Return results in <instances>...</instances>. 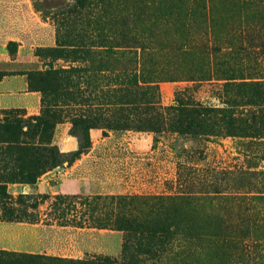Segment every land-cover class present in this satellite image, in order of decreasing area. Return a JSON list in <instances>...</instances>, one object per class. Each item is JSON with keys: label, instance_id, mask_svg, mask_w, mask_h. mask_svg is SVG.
Masks as SVG:
<instances>
[{"label": "rangeland", "instance_id": "rangeland-1", "mask_svg": "<svg viewBox=\"0 0 264 264\" xmlns=\"http://www.w3.org/2000/svg\"><path fill=\"white\" fill-rule=\"evenodd\" d=\"M36 1L0 0V123L17 124L23 144L38 145L41 140L43 145L58 146L61 152L69 153L78 149V140L69 134L71 120L81 116L88 121L91 148L71 165L65 163L63 168L43 175L36 185L0 183V228L5 231L23 221L43 220L46 225L57 221L55 235H63L61 227H70L74 243L88 251L103 252L86 253L74 260L106 256L120 262L123 233L117 231L116 221L129 214L124 205L132 197L160 196L168 199L163 210L177 215L171 227L183 233L166 245L164 252L158 251L157 257L139 254L135 264H229L219 244H206L208 235L221 232L205 214L228 216V206L244 204L241 198L250 199L243 197L248 186L253 193L264 195V108L249 102V85L259 83L258 92L264 94V79H248L252 68L264 69V2L174 0L179 8L167 18L177 21L172 33L180 42L185 40L189 50L182 63L196 72L210 71L212 76L200 80L199 73L195 80L186 81L183 77L185 81L162 83L155 101L156 112L140 116L132 110L119 113L118 109L126 106H121L115 96L109 101L108 97L96 99V94L88 98V91L109 87L110 74L79 71L88 66L81 54L84 49H75L77 56L70 50L65 52L66 57L57 54L56 50L64 48L67 31L61 23L80 12L84 14L82 5L72 0V5L76 3L73 10L60 9L43 15L35 9ZM161 1L166 9L172 4ZM195 8L207 13L209 20ZM214 42L221 54H211ZM10 43H14L13 49L8 47ZM94 51L102 53L97 48ZM94 59L96 62V56ZM51 65L54 70H77L69 74L70 82L47 93L42 105V94L33 91L37 83L32 85L34 80L29 74L43 72ZM217 68L226 72L218 74ZM231 75L236 79L229 80ZM116 82L121 86L129 80L122 74ZM77 91L76 96L71 95ZM237 96L236 101H230ZM176 97L186 111L175 110ZM9 100L11 104L7 103ZM48 104H56L57 116L51 114L54 111ZM101 108L105 111L101 112ZM38 119L51 124L44 128ZM148 120L152 122L149 128H132L134 122ZM115 124L130 127L115 128ZM178 128L185 130L186 139L179 138ZM234 131L244 136L245 143L257 134L261 143L241 147L240 139L230 136ZM193 133L208 134L210 140L190 139ZM248 165L254 169L239 174ZM231 171L235 175H228ZM229 183L236 190L230 189ZM216 188H222L221 195H216ZM22 194H46L48 198L33 206L19 200ZM215 196V206L207 205L205 198ZM233 196L235 201L227 199ZM251 204L249 213L257 218L260 235L245 239L236 250L238 264H264V202L253 200ZM139 210L143 217L149 213L145 207ZM231 219L233 223L238 221L236 215ZM104 228L119 234L101 235L99 230ZM189 231L199 233L202 241H197L198 237L186 240L184 235ZM30 250L33 249L0 244V252L31 254L27 252Z\"/></svg>", "mask_w": 264, "mask_h": 264}, {"label": "trees", "instance_id": "trees-1", "mask_svg": "<svg viewBox=\"0 0 264 264\" xmlns=\"http://www.w3.org/2000/svg\"><path fill=\"white\" fill-rule=\"evenodd\" d=\"M264 2V0H261ZM82 5L84 14L75 15L68 21H63L61 25L67 28L65 40L62 44L64 47L61 50H56L59 57H66V53L78 55L75 49H84L81 52L83 62L88 63L86 68H81L79 71H103L110 74L109 87L105 90L93 89L88 91L90 98L96 94V99H104L107 101L115 96L121 106L118 109L119 113L124 111H133L136 114H152L156 112L155 104L156 97L160 91L162 83H176L180 81L195 80L196 74L202 73L199 77L210 79L212 76L209 72L200 70L196 72L190 67L184 66L185 57L189 56V50L185 47V40L180 42L173 35L177 21L167 18L171 17L179 8V5L174 0L169 8H165L161 0H76V3ZM75 3V4H76ZM75 4L72 5V0H38L35 2V9L43 15H47L54 10H73ZM195 7V5H194ZM195 11L207 20L208 14L204 11ZM79 17V18H78ZM264 21V8L263 18ZM264 33V25L261 27ZM60 32L61 29H58ZM58 32V33H59ZM61 33H59L60 35ZM14 43L9 44V48L13 49ZM102 50V53L95 52L94 49ZM66 50V51H65ZM221 48L214 42L210 48L211 54H221ZM95 56L97 61L95 62ZM93 64H96L94 66ZM49 69L43 72H32L29 74L30 80L37 83L36 87H32L33 91H39L42 94V105L45 104L47 93L58 91L72 79L69 75L77 69L63 68ZM182 67V70L180 69ZM226 72L217 68L216 73ZM208 73V74H206ZM125 74L129 83L117 85L116 78ZM250 80L264 79L263 67H254L249 71ZM229 80H235L236 76H228ZM65 86V85H64ZM260 84L253 83L249 85V102L253 105H258L264 108V94L258 92ZM79 91L72 92V96H76ZM81 92V91H80ZM84 91L81 92V94ZM234 97L230 101H236ZM178 105L175 110L178 112L186 111L187 109L180 104L182 101L176 97ZM94 101V99H93ZM56 104H48V107L56 113L54 107ZM104 108V106H101ZM101 108V112L105 109ZM263 111V110H262ZM57 116V114H55ZM89 115V114H88ZM102 116V115H101ZM81 117V116H80ZM79 116L74 117L72 127L69 134L78 140V149L74 152H61L58 146L43 145L39 142L38 145H26L22 143L20 128L17 124L0 123V183L6 184H23L36 185L38 180L46 173L53 169L63 168L65 163L71 165L75 159H79L83 153H87L91 148V134L88 121L81 119ZM38 123L44 128L51 122L43 119H38ZM150 120L146 122H134L132 127L136 131L143 130L142 127L150 126ZM132 126V125H131ZM115 128L130 127L115 124ZM149 128V127H147ZM179 130V138H187L185 130ZM230 136L240 139L241 147H250L259 145L261 141L257 134L252 136L250 142L245 143L242 139L244 136L239 132H231ZM258 137V138H257ZM190 139L202 141L210 140V136L205 133H193ZM251 143V144H250ZM8 158L9 161L5 162ZM9 169V171H8ZM254 169L248 165L244 170H240L239 174L248 173L247 170ZM4 171V172H3ZM228 175H235V171L227 172ZM238 175V174H237ZM230 189L236 190L235 185L229 183ZM246 188V187H245ZM244 188V189H245ZM221 189L216 188V195H221ZM248 192H245L241 198L244 204L234 203L227 207L228 216L224 217L220 214H205L209 221L218 224L221 234L210 236L208 235L206 244H219L223 248L226 255V261L229 264H238L236 250L242 245L247 238L254 236L259 238V227L257 226V218L253 217L249 211L253 200L264 202V195L253 193L248 186ZM246 191V190H245ZM216 198H205L208 204L214 205ZM48 198L46 194H22L19 200L24 203H30L33 206L40 205ZM231 202L235 201V196L227 198ZM123 198L120 199L122 201ZM164 201L166 198L160 196L148 197H132L129 199L128 211L118 218L116 221L117 231L123 233V243L121 252V261L116 262L114 259L106 256H97L89 259H62L49 257L40 254H24V253H9L0 252V264H135L139 254L150 255L157 257L159 252H164L166 245L172 243L177 235L183 233L172 228V223L176 221V214H170L163 210ZM249 201H251L249 203ZM255 207V204H253ZM143 207L149 210L147 216L143 217L139 209ZM205 209V206H202ZM217 207V206H216ZM226 208V207H225ZM236 215L238 221L233 223L231 216ZM163 221L164 225H159ZM140 222H145L140 225ZM125 224H129L126 226ZM131 224V225H130ZM134 224V225H133ZM150 224V225H148ZM155 224V225H154ZM106 229V228H104ZM199 234V233H198ZM197 232H186L184 238L190 240L198 237L197 241H202L201 235ZM206 235V234H205ZM160 248V249H158ZM242 249V247H241ZM140 252V253H138Z\"/></svg>", "mask_w": 264, "mask_h": 264}, {"label": "crops", "instance_id": "crops-1", "mask_svg": "<svg viewBox=\"0 0 264 264\" xmlns=\"http://www.w3.org/2000/svg\"><path fill=\"white\" fill-rule=\"evenodd\" d=\"M11 104L9 100L7 102ZM58 222L51 223L49 225L44 224L43 220L39 221H23L17 222L11 225V228H7L5 231L0 228L2 234H0V244L4 245L13 244L16 247L31 248L33 250L27 251L31 254L41 253L43 255L58 256L64 259H78L82 258L86 253H103L102 251H88L85 247L80 246L78 243L73 242V236L70 234V227H61V233L63 235L54 234V230L57 229ZM12 230H14L12 232ZM66 235L64 232H66ZM102 234H119L118 232L101 229ZM53 233V235H52ZM60 234V233H59ZM55 235V236H54ZM82 236V235H81ZM74 243V244H73ZM9 246V245H8ZM122 247V239L120 241ZM121 253V251H120ZM118 253L115 257L119 256ZM107 255V253H104Z\"/></svg>", "mask_w": 264, "mask_h": 264}]
</instances>
